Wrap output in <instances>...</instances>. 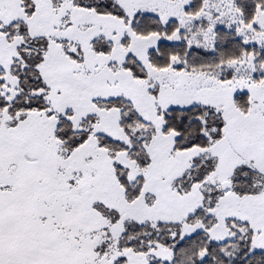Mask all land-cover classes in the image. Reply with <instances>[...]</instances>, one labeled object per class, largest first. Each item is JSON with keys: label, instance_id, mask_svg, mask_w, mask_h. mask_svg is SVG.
<instances>
[{"label": "snow or ice", "instance_id": "snow-or-ice-1", "mask_svg": "<svg viewBox=\"0 0 264 264\" xmlns=\"http://www.w3.org/2000/svg\"><path fill=\"white\" fill-rule=\"evenodd\" d=\"M0 264H264V0H0Z\"/></svg>", "mask_w": 264, "mask_h": 264}]
</instances>
